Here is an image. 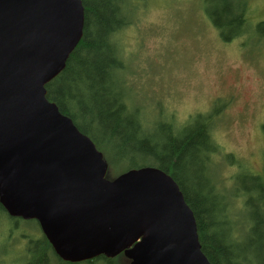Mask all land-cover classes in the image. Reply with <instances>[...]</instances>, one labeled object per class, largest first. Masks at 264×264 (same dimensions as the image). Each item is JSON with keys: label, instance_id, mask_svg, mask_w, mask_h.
Wrapping results in <instances>:
<instances>
[{"label": "water", "instance_id": "obj_1", "mask_svg": "<svg viewBox=\"0 0 264 264\" xmlns=\"http://www.w3.org/2000/svg\"><path fill=\"white\" fill-rule=\"evenodd\" d=\"M84 22L82 0H0V203L68 262L211 264L174 178L145 165L108 179L104 153L47 98Z\"/></svg>", "mask_w": 264, "mask_h": 264}, {"label": "trees", "instance_id": "obj_2", "mask_svg": "<svg viewBox=\"0 0 264 264\" xmlns=\"http://www.w3.org/2000/svg\"><path fill=\"white\" fill-rule=\"evenodd\" d=\"M135 1L143 4L146 0H82L83 37L64 70L46 85L47 98L104 153L108 179L145 165L174 178L193 210L202 250L211 264H264V166L257 172L243 159L235 160L234 154H224L214 136L220 115L217 108L192 113L183 122L169 111H163L161 118H150L147 107L128 93L131 85L125 76L119 34L132 22L130 10ZM201 1L223 41L251 30L247 0ZM255 33L264 40V21L256 25ZM125 161L130 164L114 174V168ZM226 166L237 170L221 177ZM4 219L10 222L7 240L24 242L28 264H80L61 259L36 220L11 217L0 203V228ZM30 222L37 225L40 235L33 229L17 236L19 224ZM85 262L130 264L123 253Z\"/></svg>", "mask_w": 264, "mask_h": 264}, {"label": "rangeland", "instance_id": "obj_3", "mask_svg": "<svg viewBox=\"0 0 264 264\" xmlns=\"http://www.w3.org/2000/svg\"><path fill=\"white\" fill-rule=\"evenodd\" d=\"M247 1L251 30L228 42L207 18L201 0L135 1L130 10L132 22L121 30L119 42L131 85L128 93L147 107L150 118H161L163 111H169L183 122L192 113L217 108L220 115L214 136L224 154L232 153L235 160L243 159L262 172L264 40L255 27L264 21V0ZM218 156L222 161V153ZM129 164L125 161L115 167L114 174ZM215 170L220 172L217 165ZM232 170L237 169L226 166L221 177ZM3 222L0 264H28L24 242H9L6 227L10 222ZM19 226L17 236L33 229L40 235L33 222Z\"/></svg>", "mask_w": 264, "mask_h": 264}, {"label": "bare ground", "instance_id": "obj_4", "mask_svg": "<svg viewBox=\"0 0 264 264\" xmlns=\"http://www.w3.org/2000/svg\"><path fill=\"white\" fill-rule=\"evenodd\" d=\"M253 183V180L251 181ZM251 264H259L258 261H253Z\"/></svg>", "mask_w": 264, "mask_h": 264}]
</instances>
